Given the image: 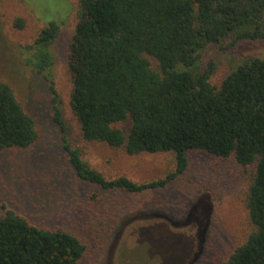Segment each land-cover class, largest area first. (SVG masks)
Masks as SVG:
<instances>
[{
    "label": "trees",
    "instance_id": "obj_1",
    "mask_svg": "<svg viewBox=\"0 0 264 264\" xmlns=\"http://www.w3.org/2000/svg\"><path fill=\"white\" fill-rule=\"evenodd\" d=\"M78 15L68 50L69 102L82 137L129 155L170 152L175 169L149 181L108 178L64 137L75 174L134 194L176 179L191 151L229 159L244 175L250 229L241 242L230 241L222 264H264V56L245 58L218 85L210 81L213 62L202 69L200 61L209 47L264 40V0H80ZM60 29L54 21L43 25L28 47L27 63L49 81L54 101L48 72ZM55 119L65 130L58 107ZM38 136L35 119L0 80V148L28 147ZM215 238L211 232L206 251ZM86 248L68 228L35 224L11 208L0 212V264H81Z\"/></svg>",
    "mask_w": 264,
    "mask_h": 264
},
{
    "label": "rangeland",
    "instance_id": "obj_2",
    "mask_svg": "<svg viewBox=\"0 0 264 264\" xmlns=\"http://www.w3.org/2000/svg\"><path fill=\"white\" fill-rule=\"evenodd\" d=\"M79 1L0 0V80L13 87L39 134L28 147L0 148V212L11 208L35 224L75 232L87 247L81 264H222L234 245L230 241L241 242L250 229L244 175L233 161L191 151L187 170L176 179L134 194L82 180L71 167L64 137L108 178L125 174L149 181L175 169L170 152L129 155L123 147L82 137L69 102L68 67ZM52 21L61 26L48 72L58 91L56 101L49 81L27 63L29 45ZM255 55L264 56V40H243L228 50L209 47L201 54V68L213 62L210 81L218 85ZM57 107L65 130L55 119ZM118 126L126 131L128 123ZM211 232L216 246L206 251Z\"/></svg>",
    "mask_w": 264,
    "mask_h": 264
}]
</instances>
